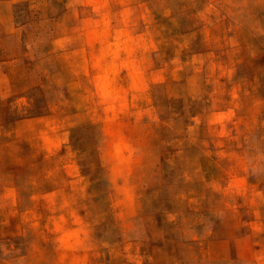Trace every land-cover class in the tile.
Here are the masks:
<instances>
[{
    "label": "rangeland",
    "instance_id": "374dc122",
    "mask_svg": "<svg viewBox=\"0 0 264 264\" xmlns=\"http://www.w3.org/2000/svg\"><path fill=\"white\" fill-rule=\"evenodd\" d=\"M3 6L0 264H264V0Z\"/></svg>",
    "mask_w": 264,
    "mask_h": 264
},
{
    "label": "crops",
    "instance_id": "0c3cea01",
    "mask_svg": "<svg viewBox=\"0 0 264 264\" xmlns=\"http://www.w3.org/2000/svg\"><path fill=\"white\" fill-rule=\"evenodd\" d=\"M10 2H15V0H9ZM3 2V1H2ZM9 10H10V8L9 7H2L1 8V10H0V16H1V19H3V20H6V19H8V20H10L11 18H13V16H10L9 15ZM9 29H6V30H2L1 31V34H5V33H7V32H10V31H8ZM11 32H14V29H11ZM4 64V61H0V65H3ZM16 122V121H15ZM18 122V121H17ZM14 122H11V123H9V124H13ZM3 159L4 158H2V157H0V164L2 163V162H4L3 161ZM4 178H7V175L6 174H4V173H0V180L1 179H4ZM9 190V194H12V192H13V190H12V188H9L8 189Z\"/></svg>",
    "mask_w": 264,
    "mask_h": 264
}]
</instances>
